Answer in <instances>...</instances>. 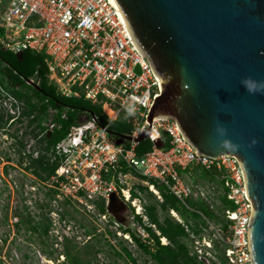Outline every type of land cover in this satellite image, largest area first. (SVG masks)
Wrapping results in <instances>:
<instances>
[{"label": "built area", "instance_id": "2783aa9c", "mask_svg": "<svg viewBox=\"0 0 264 264\" xmlns=\"http://www.w3.org/2000/svg\"><path fill=\"white\" fill-rule=\"evenodd\" d=\"M0 46L16 55L24 50L44 54L50 82L62 95L101 104L109 118V124L104 125L97 117L87 116L48 149L45 137L59 126L52 114L44 121V129L36 130L39 135L33 150L18 155L19 170L10 171L8 165L13 168L16 165L5 162L9 169H2L0 194L19 193L30 205L48 204L56 227L69 223V230L73 231L72 222L66 219L69 214L64 211L67 206L133 241L129 232L122 233L121 222L108 211L112 194L116 195L114 206L121 215L144 216L147 221L142 192L136 188L139 196L133 197L136 176L161 200L158 187L149 179L164 184L184 202L193 196L206 200L214 208L217 186L209 183L191 188L181 171L194 165L215 167L223 173V190L235 208L223 211L225 226L200 212L207 225L200 224L199 233L187 227L193 239L192 254L214 264H255L250 238L255 201L249 193L242 160L235 154L213 158L200 152L185 137L178 121L170 116L158 117L150 123V111L162 91L161 80L138 46L119 3L114 0H9L0 11ZM23 110V102L0 82V114L12 115L20 123L27 119L22 116ZM121 115L132 123L129 135L134 138L150 127L148 140L153 148L143 156L137 154L136 142L129 141L130 147L126 143L117 144L116 137L110 133V123ZM25 121L27 124L28 120ZM159 139L164 141L163 147L155 144ZM39 140L45 141L44 148H38ZM30 153L35 158L46 156L51 165L57 163L55 172L50 177L42 169H37L40 174L36 173ZM171 213L184 222L175 210ZM137 231L144 241L150 237L145 227L137 225ZM66 233V237L74 238L70 232ZM217 243L220 250L216 248Z\"/></svg>", "mask_w": 264, "mask_h": 264}, {"label": "water", "instance_id": "95a60500", "mask_svg": "<svg viewBox=\"0 0 264 264\" xmlns=\"http://www.w3.org/2000/svg\"><path fill=\"white\" fill-rule=\"evenodd\" d=\"M117 2L161 80L150 123L170 116L200 152L213 158L235 154L242 160L255 201L250 232L253 259L264 264V90L249 92L242 84L248 77L264 81V0ZM28 82L42 91L34 81ZM89 114L96 118L93 111ZM149 130L136 138L109 131L117 144H138L148 139ZM155 144L163 147L164 141ZM115 200L112 194L108 211L129 228Z\"/></svg>", "mask_w": 264, "mask_h": 264}, {"label": "trees", "instance_id": "16d2710c", "mask_svg": "<svg viewBox=\"0 0 264 264\" xmlns=\"http://www.w3.org/2000/svg\"><path fill=\"white\" fill-rule=\"evenodd\" d=\"M1 1V0H0ZM5 5L9 0H2ZM5 7V6H4ZM0 46V82L3 86L14 94L24 104L23 116L27 117L28 127L35 126L32 130L36 136L39 135L36 130L44 129L43 123L48 120V115L51 110H54L53 120L59 125L56 127L51 135H47L45 140L49 149L51 145L58 143L68 133L72 125L78 123L81 119V115L85 114L89 116V112L93 111L96 114L97 119L104 125L109 124L108 116L103 112L101 104L93 103L82 97H69L62 95L57 86L50 82L48 76V66L46 56L41 53H37L33 50H24L22 57L17 56L10 50L3 51ZM33 78L35 82L42 88L38 90L36 87L30 85L27 81ZM66 114V117H63ZM3 117L0 115V121ZM133 125L128 121L125 115H121L117 120L113 121L109 125V129L119 134H129L132 131ZM44 140L38 141V148H44ZM22 147H25L24 143H21ZM126 146L130 147L131 142H126ZM153 148V143L146 139L136 145V152L139 156H143ZM31 159V166H35L36 173L40 174L37 168L47 172V176L50 177L56 170L58 164H50L46 156H39L35 158L32 153L29 154ZM182 174L188 173L195 180L194 185L202 184L207 185L214 183L217 186V193L214 200V208H211V204L203 199H196L193 196H189L184 202L178 198L175 194L171 193L169 188L164 184H159L153 179H149L150 183H155L158 187L162 201L156 199L155 193L149 190L148 185L139 184L133 189V197L139 196L136 188L142 193H148L153 198L151 204L144 203L145 211L147 212L149 219L158 230L161 232L159 236L156 231L150 225H145V228L155 241L156 249L153 250L149 244H145L142 241L140 235L137 232H133L129 229H124L125 232L132 234L133 239L138 245L148 254L151 255L153 261L156 264H208L197 255L192 254L190 238V231L187 227L195 233L200 232V224L207 225L206 221L202 219L200 212H202L210 220L214 221L218 225L226 224V219L223 216V211L227 208H235V205L230 201L223 190V173L217 168L213 167L207 169L201 165H194L181 171ZM202 177L206 184L197 181V177ZM143 179H147L143 177ZM143 199H145L142 195ZM105 211V208L102 207ZM171 210H175L179 216L183 219V223L180 222L175 216L171 214ZM164 218L162 219V214ZM139 221H142L140 216H137ZM143 223V222H142ZM167 238L168 244H162L161 238ZM90 244L86 246V253L89 251ZM219 244H216V248L220 250ZM70 249V248H69ZM125 251L132 257L128 249ZM70 260L75 264H85L79 257L76 258L71 255L69 250ZM219 256L223 259V255L220 251ZM134 260V259H133Z\"/></svg>", "mask_w": 264, "mask_h": 264}, {"label": "rangeland", "instance_id": "374dc122", "mask_svg": "<svg viewBox=\"0 0 264 264\" xmlns=\"http://www.w3.org/2000/svg\"><path fill=\"white\" fill-rule=\"evenodd\" d=\"M4 6H6L5 2H3L1 0L0 1V11L4 10V8H5ZM54 113H55L54 110L50 111V113L48 115V120L51 118V115ZM3 115H5V114H3ZM86 118H87V115L83 114V115H81L80 120H85ZM25 120H27V119L24 118L19 123V124H21V135L18 138V140L23 141L25 144V147H23L21 151L28 152L29 150H33V146H35V143H36V136L33 135L31 128H29L27 126V124L24 123V122H26ZM19 124H17V125L19 126ZM34 128H35V126H34ZM37 145H38V143H37ZM2 150L0 148V180H1V177L3 178L2 174H1L2 169L3 168H6V170L9 169L8 167H6L7 164L5 165L6 161L7 162L11 161L13 164L16 165V166L13 165V166H15L14 168L12 167V165H8L9 167H11L10 171L14 172L15 170H19L17 168V166L18 167L20 166V160H21V158L18 155L15 158L14 152L12 155H10V157H7L6 154L1 153ZM1 157H4V159H1ZM23 168L26 169L25 165L23 166ZM37 169H39V168H37ZM26 170H28V169H26ZM182 176H183L185 182L187 183V185L192 188L194 186L195 180L188 173H184V174H182ZM27 179L30 180L29 177H27ZM197 181L202 182L204 184L207 183V181H205L202 177H199V176L197 177ZM133 183H134V188L137 187L139 184L145 185V183L142 181V179L138 176L134 177ZM29 192H30V190H29ZM29 195H30V198L32 199L33 197H31V196H33V193L30 192ZM142 195L146 199L145 203L151 204L153 202V198L151 196H149L148 193L143 192ZM156 199L159 201H162L160 198H158L157 195H156ZM23 200L24 199H22V197L19 193L15 194V193H11L8 191L5 195L0 194V207H1V209H2L3 205L4 206L5 205L10 206L9 207L10 208L9 217L11 220L10 225L15 224L14 223L15 217L17 216L15 214H11L14 211V210L11 211V206L14 207L15 204L20 205L21 202H23ZM33 200H34V198H33ZM130 208H131V206H130ZM64 211L69 214L68 215L69 218H66V219L72 222V224H70V227L72 228L73 233L69 230L70 229L68 226L69 223L67 225L61 224L62 226L58 224L59 227L55 226V228H57V230L59 231V233H58L59 235H58V237L55 236V239L58 238L61 240L62 236H63V238H64V236L66 238V234H67L66 231L70 232L71 236L74 237L70 240L69 245H68V247L71 250V255H73L75 258H76V256L79 257L85 264H156L153 261L151 255L146 253L133 238H132L133 241H131V240L127 239L125 236H119L115 230H113V229L110 230L109 228H107L106 226L101 224L99 221L94 222L93 220H91V218L87 214L81 213V211H78L75 208L65 206ZM118 213H119V211H118ZM161 214H162V219H163L164 214L162 212H161ZM144 215H146L147 218L149 219V216H148L146 211H145ZM120 216L127 223V220H129L128 219L129 215L126 216V215L120 214ZM143 217H141L142 221L141 222L139 221L138 227L141 226L142 228H144L145 225L148 224V225L152 226V228L156 231V233L159 236H162V235H160L161 232L158 230V228L154 224L151 223L150 219L147 221ZM97 224H100V226H98ZM6 226H7V230L9 231L8 225H6ZM15 231H16L15 227H12L11 231H10L11 236H8V240L11 241V245L9 247L12 250V252L9 251V254H7L5 256L3 252H4V250H6L7 245H6V247L4 246L3 252L0 253V256H2V257H0V264H51L49 261L52 259H54L53 264H61V263H59V260L61 262H65L63 256L61 255L62 252L59 253L60 251H62L64 240H63V242H61L59 240L55 241V244H56L55 248H58V251L56 252V254L54 255L53 258L50 256H47L44 253H40V254L36 253L35 255H32V257H29V258L22 257L20 253H19V255H17V253L15 251L16 250L15 244H17V242H20L19 238H22V235L16 240V236L14 235ZM2 232L5 233L4 225L2 223H0V236H1L0 238H2ZM122 233L124 234L125 231L122 230ZM137 233L141 237V234L138 231H137ZM89 236H91L92 238H90ZM190 238H191V240H193L191 236H190ZM141 239H142V237H141ZM165 241H163L161 239L162 244H168L169 243L167 238ZM87 242H89V244L91 246L89 248V251H91V253H88V254L86 253ZM142 242L145 244H149L151 246V248H153V250L156 249L155 241L153 240L152 236H150L147 239V241H142ZM57 243L59 245H57ZM192 246H193V244H191V248H193ZM125 249H128V251L131 253L132 257L129 256V254L125 251ZM62 264H65V263H62ZM70 264H74V263L72 261H70Z\"/></svg>", "mask_w": 264, "mask_h": 264}, {"label": "flooded vegetation", "instance_id": "af4514ba", "mask_svg": "<svg viewBox=\"0 0 264 264\" xmlns=\"http://www.w3.org/2000/svg\"><path fill=\"white\" fill-rule=\"evenodd\" d=\"M0 115L3 117V120L0 121V148L1 150L3 149L1 153L10 155V153L12 154L14 152L16 156L17 155L21 156L22 147L18 140V138L21 135V124L14 121V117L12 115L9 116L3 114ZM17 124H19V126ZM27 126H28V122H27ZM33 128L34 127H32V130ZM32 133L34 136H36L33 131ZM9 207L10 206H6V205L5 206L3 205L2 209L0 207V223L4 225V231H5V233L2 232V238H0V242H1L0 253L3 252L4 246L6 247V245H7L6 250H4L3 252L4 255L6 256L7 254H9V251L12 252V250L9 247L11 245V241L8 240V236H11L10 233L11 228L15 227L17 231V232L15 231L14 233V235L16 236V240L22 235V238H19L20 242H17V244H15L16 246L15 251L17 255H19L20 253L22 257L29 258L32 257V255H35L36 253L37 254L44 253L47 256L53 258L56 252L58 251V248H55L56 245L55 241L59 240L63 242L64 240L62 251H60L59 253L62 252L61 255L63 256L65 262H61L59 260V263L70 264L71 261L69 255L70 249L68 245L71 238L64 237L61 238V240L58 238L55 239V236L58 237L59 231L57 230V228H55V225L50 217L51 211L48 204L36 203L30 205L27 201L23 200V202H21L20 205L15 204L14 207L11 206V211L14 210L11 214H15L18 217V219L14 221L15 223L14 225H10L11 220L9 217V211H10ZM66 214L68 215L67 212ZM128 219L129 220H127V224L129 228L124 226L123 227L121 226V228L123 230L129 229L133 232H137V225L139 223V219L137 217L134 218L128 217ZM6 225H8L9 231L7 230ZM89 237L92 238L91 236ZM57 245L59 244L57 243ZM87 245H89V242H87L86 246ZM53 260L54 259L50 260L49 262L53 264L54 263Z\"/></svg>", "mask_w": 264, "mask_h": 264}, {"label": "clouds", "instance_id": "9594fccd", "mask_svg": "<svg viewBox=\"0 0 264 264\" xmlns=\"http://www.w3.org/2000/svg\"><path fill=\"white\" fill-rule=\"evenodd\" d=\"M242 84L249 92H257L264 90V81L254 82L250 77L242 80Z\"/></svg>", "mask_w": 264, "mask_h": 264}, {"label": "bare ground", "instance_id": "6f19581e", "mask_svg": "<svg viewBox=\"0 0 264 264\" xmlns=\"http://www.w3.org/2000/svg\"><path fill=\"white\" fill-rule=\"evenodd\" d=\"M114 1H115L116 3H118V2H117V0H114ZM139 209H140V208H139ZM175 213H176V211H175ZM163 240L165 241V240H166V238L164 237V238H163ZM165 242H166V241H165Z\"/></svg>", "mask_w": 264, "mask_h": 264}]
</instances>
